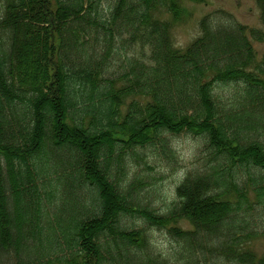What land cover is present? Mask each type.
Instances as JSON below:
<instances>
[{"label":"trees","instance_id":"16d2710c","mask_svg":"<svg viewBox=\"0 0 264 264\" xmlns=\"http://www.w3.org/2000/svg\"><path fill=\"white\" fill-rule=\"evenodd\" d=\"M188 2L0 0V264H175L139 223L178 264H264V31L209 15L181 50ZM184 134L204 164L161 214L143 173Z\"/></svg>","mask_w":264,"mask_h":264},{"label":"rangeland","instance_id":"374dc122","mask_svg":"<svg viewBox=\"0 0 264 264\" xmlns=\"http://www.w3.org/2000/svg\"><path fill=\"white\" fill-rule=\"evenodd\" d=\"M188 15L183 23L174 29V38L177 47L186 48L192 41L200 36L199 23L207 15L214 19L224 17L228 22H234L247 26L249 29L264 30L261 23V12L257 7L256 0H202V3L188 2ZM227 13L231 16L224 15ZM256 48L258 60L264 58V42L253 41ZM223 95L228 94L230 87L223 85ZM220 89V90H222ZM172 145L178 152V165H171L163 158H156L154 171H144V175L156 177L155 185L146 190L147 197L154 203L161 214L167 213L175 199L177 186L185 176L192 171L200 170L204 164V146L200 138L184 134L180 137H173ZM136 170L142 168L135 167ZM259 226L264 227V218L258 220ZM145 227L152 243L156 246L166 259L178 264L179 253L182 245L171 237L168 229L159 230L148 228L144 223L138 224ZM183 228L192 229L191 225L183 222ZM246 241L242 246H245ZM248 249L253 250L259 257L264 256V236L258 237L246 243ZM201 264H207L203 260ZM211 264V263H210Z\"/></svg>","mask_w":264,"mask_h":264}]
</instances>
